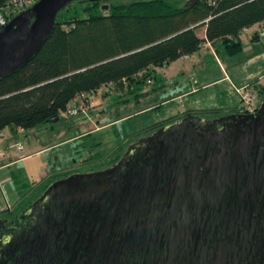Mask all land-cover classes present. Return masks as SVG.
I'll use <instances>...</instances> for the list:
<instances>
[{
  "label": "water",
  "instance_id": "water-1",
  "mask_svg": "<svg viewBox=\"0 0 264 264\" xmlns=\"http://www.w3.org/2000/svg\"><path fill=\"white\" fill-rule=\"evenodd\" d=\"M71 1L74 0H36L0 27V77L22 67L39 51L54 29L57 14ZM198 1L186 0L185 5ZM105 7L107 8V5ZM58 117L53 120H58ZM250 119L251 122L246 124L245 129L237 125L230 133L219 130L193 138L178 133L172 138V128L179 125L177 121H173L159 130H168L170 133L162 135L161 148L157 151L154 161L145 162L139 167L135 159L127 162L120 158L110 168L74 171L50 181L47 187L22 209L38 218L36 225L32 230H19L14 239L21 249L40 251L48 260V264H77L83 255L93 261L100 256L120 259L132 246L139 254L143 245L155 246L159 253L160 240L165 243L166 254L184 250V247L187 250L191 249L190 246L197 248L196 241L189 237L191 230L185 232L184 227L180 225L173 227L172 216L167 219L169 223H162L163 226L160 224V237H157V232H152V229H155L145 225L148 219H142V200H133L137 198L132 196L162 193V199L168 197L169 192L187 189L189 174L178 168L184 154L181 148H193L194 153L202 150L205 156L215 153L220 156L214 162V167L217 166L220 170L218 175L213 173L216 181H211L219 188L254 180L253 164L249 171H244L240 183L237 178L239 173L235 172L233 163L252 158V149H257V142L264 136V100ZM159 132L150 135L148 139L154 136L159 138ZM230 134L234 136L233 150L226 148L228 145L224 139ZM199 179L190 180L196 185L201 182ZM160 183L164 185L158 189ZM130 200L136 205L130 204L133 207H129L126 203ZM149 202L144 205L153 209L154 205H148ZM137 207L140 210H137ZM157 210L158 215L159 210L162 213L169 211L168 207H157ZM155 214L156 211L153 215ZM149 232L152 235H149ZM79 249L82 250L81 253L78 252ZM149 252L150 248L145 250L143 255Z\"/></svg>",
  "mask_w": 264,
  "mask_h": 264
},
{
  "label": "trees",
  "instance_id": "trees-1",
  "mask_svg": "<svg viewBox=\"0 0 264 264\" xmlns=\"http://www.w3.org/2000/svg\"><path fill=\"white\" fill-rule=\"evenodd\" d=\"M6 1L0 0V5ZM57 15L39 51L0 77V131L8 125L31 128L53 120L74 98L81 96L85 103L103 87L127 100L133 91L136 96L149 94L145 86L157 78V67L192 54L204 40L219 41L234 53L242 48V29L264 20V0H199L190 5L171 0H74ZM97 143L85 142L82 150ZM89 152L92 158L102 155ZM48 182L29 194L28 202Z\"/></svg>",
  "mask_w": 264,
  "mask_h": 264
},
{
  "label": "flooded vegetation",
  "instance_id": "flooded-vegetation-1",
  "mask_svg": "<svg viewBox=\"0 0 264 264\" xmlns=\"http://www.w3.org/2000/svg\"><path fill=\"white\" fill-rule=\"evenodd\" d=\"M259 94H262V101L260 104H253L251 111L239 109V106L206 108L213 109L210 111L215 115L205 119L202 110L206 109H185L183 112L177 113L178 115L172 121L156 128L148 136H141L138 140L130 142L125 149L122 148L123 150L117 148L119 154L113 161H109L102 153L98 158L90 161L88 168L83 170L72 168L69 170L70 172L65 173V171L57 178L74 171L83 172L110 168L120 158L127 162L135 159L139 167L145 162L154 161L157 151L161 148L162 135L170 133L168 130L167 132L162 130L159 132V130L162 126L173 123V121H177L179 125L172 128V138L176 136V133L189 135L191 138L219 130L223 133H230L237 128V125H241L245 129L246 124L251 122L252 113L258 111L264 100V91ZM158 132L159 138L154 136L152 139H148L150 135ZM224 139L228 145L226 148L229 147L230 150H233L234 136L226 135ZM257 144V149L253 148L251 151L252 158L233 163L235 172L239 173L237 174L239 182L240 177L245 174L244 171H249L253 164L254 173L252 176L255 179L250 182H240L241 184L236 183L232 186L219 188L211 181L213 179L216 181L214 176L218 175L220 170L219 167H214L215 160L220 156L217 153L205 156L202 150H197L194 153L193 148H181L180 150L184 154L178 168L184 169L189 174L187 189L169 192L170 195L168 194V197L162 199V193L132 196V198H137L133 200H142V219H148L145 225L150 226L151 229L154 228L155 230L152 229V232H157V237H160L159 232L162 228L160 224L163 226L162 223H169L167 219L172 216L171 225L173 227L180 225L184 227L183 231L185 232L191 230L189 237L196 241L197 248L190 246L191 249L187 250L184 247V250L166 254L165 243L160 240L159 253L155 250V246L143 245L139 254L132 246L125 251L126 253L120 259L100 256L96 261H93L83 255L82 260L77 264H264V136L260 137ZM204 151L207 153L206 149ZM195 178H200L201 182L194 185L190 179ZM54 179L56 178L52 180ZM163 185L164 183H160L158 189ZM133 200L126 204L129 207L130 204L136 205ZM147 201H150L148 205H154L153 209L144 205ZM28 204L16 209H5V212L0 211V264H48V260L40 254V251L21 249L17 240L14 239L19 230L23 228L32 230L36 225L38 218L22 210ZM157 207L160 209L168 207L169 211L162 213L159 210L160 215H158ZM136 209L140 210L139 207ZM154 211H156L155 215H153ZM4 213L7 214L4 215ZM168 226L170 225L168 224ZM149 233L152 235L151 232ZM176 246L178 245L176 244ZM149 248L150 252L143 255L144 251ZM81 251L79 249L78 252L81 253Z\"/></svg>",
  "mask_w": 264,
  "mask_h": 264
},
{
  "label": "rangeland",
  "instance_id": "rangeland-1",
  "mask_svg": "<svg viewBox=\"0 0 264 264\" xmlns=\"http://www.w3.org/2000/svg\"><path fill=\"white\" fill-rule=\"evenodd\" d=\"M171 1L183 3L186 0ZM257 30L258 25L255 24L250 31L245 32L242 37L244 48L237 53L228 52L224 44H219L218 51L204 46L194 54L196 57H193V61L191 58H181L159 66L157 78L148 81L145 86L149 94L136 96L137 92L133 91L127 100L116 90L103 87L89 94L76 113L62 111L58 120H49L31 128L17 130L15 124L4 127V134L0 136L4 138L0 144L2 162L8 161L10 157L15 158V165L11 167H24L35 180L40 179L48 169L52 171L54 168L66 167L57 175L72 168L83 170L88 168L90 161L98 158L88 157L90 150L101 151L105 158L113 161L119 154L117 148L123 150L130 142L148 136L187 107L216 108L221 107L220 104H227L223 107L228 108L247 104L242 98L240 86H246L264 74V41L256 42L260 46L253 48L249 45ZM198 32L202 33L201 29ZM258 35V39L261 37L264 40V27L260 28ZM216 78L219 80L212 83ZM255 86L256 97L252 103L260 104L262 94L259 93L264 91V84L256 83ZM194 88V92H189ZM103 91H108V94ZM82 100L81 96L76 97L69 105L81 104ZM210 110L213 109L202 110L203 118L215 115ZM83 131L87 134L81 136ZM13 132H16L15 136L6 145L4 140L8 139L5 138ZM90 141L98 143L94 148L83 151V144ZM21 159L24 161L17 162ZM1 179L0 175V203L5 205L0 207L1 212L16 209L28 202L29 195L16 206H8L10 199H4L3 191L9 192L11 184L7 181L2 183Z\"/></svg>",
  "mask_w": 264,
  "mask_h": 264
},
{
  "label": "crops",
  "instance_id": "crops-1",
  "mask_svg": "<svg viewBox=\"0 0 264 264\" xmlns=\"http://www.w3.org/2000/svg\"><path fill=\"white\" fill-rule=\"evenodd\" d=\"M254 25L255 24H252V25L242 29V31L240 33V41H242V37L245 34V32L250 31L251 27L254 26ZM201 32H202L201 36L202 37L205 36L204 29ZM250 33L251 32L247 33L246 35L249 36ZM258 38H259V35L256 32L253 35V37H252L253 42L251 44H249L252 48L255 47V46H260V45L256 44V42L260 43L261 41H264L261 37H260V39H258ZM219 44H222V43L217 41L214 44V43L209 42L208 40H204L202 46L200 47V49L192 52V54H190V55H182L181 58H183L184 60H186L187 58H191L192 61H193V57H196L194 54L199 52L202 47L210 46L213 49H215L214 51H218L219 50V47H218ZM243 48H244V46H243V41H242V48L238 49V51L242 50ZM238 51H236V53ZM181 58H179V59H181ZM197 61H198V63L201 62V60H197ZM164 65H166V64H164ZM158 69L159 68L157 67L156 73H157ZM225 77L229 78V76H227V75H225ZM216 80H219V78H216V79H214L211 82L213 83ZM242 83L240 82V84H242ZM251 83H252V85H256V83H263L264 84V74L261 77H256L255 79L251 80V82L248 83V84H251ZM235 84H236V86L238 85L237 83H235ZM194 90H195V88L190 90L189 92L192 93V92H194ZM225 105H227V104H220V106H225ZM229 107H231V106H229ZM234 107H236V106H234ZM186 109H192V108L187 107ZM195 109H206V108L195 107ZM195 109H193V110H195ZM15 126H16L17 130L22 128V127L17 126V125H15ZM1 131H3V130H1ZM83 132H85V131H83ZM15 133L16 132H13L12 134L9 135L8 138H5V139H8V140H4L6 145H7V142H9L13 138V136H15ZM3 134H4V131H3ZM0 136H2V135H0ZM2 139H4V138H2ZM2 139L0 138V144H1ZM43 148H45V147H43ZM84 149H85V151L87 150L86 147ZM14 160H16V159L15 158L13 159L12 157H10L8 159V161L5 160V162H2L1 167H0V175L2 177V179H1L2 183L4 181H7V182H10V184H11V186L9 188V192H7L6 190L3 189L4 190L3 191L4 199L5 198L10 199V201H9L10 203H7V204H10L9 206H14V205L16 206L17 204H19L18 202H20L25 197H27V195H29V194H31L33 192H36L38 190V188H40L41 185H43L46 181L51 179L52 176H55V175L61 173V170H63V168H65V167H60V168H57V169L54 168V170L49 172L48 175H46V176L43 175L40 179L35 180V178H33L30 175L29 171L27 169L25 170L24 167L17 166V167H15V169L12 168L11 166L15 165V162H16V161L14 162ZM22 161H24V159H21L20 161L17 160V162H20V163ZM8 171H10V174H8ZM57 177H60V176L57 175V176H55L53 178H57ZM8 193H11V194L8 196ZM4 206H5L4 204L0 203V207H4Z\"/></svg>",
  "mask_w": 264,
  "mask_h": 264
},
{
  "label": "built area",
  "instance_id": "built-area-1",
  "mask_svg": "<svg viewBox=\"0 0 264 264\" xmlns=\"http://www.w3.org/2000/svg\"><path fill=\"white\" fill-rule=\"evenodd\" d=\"M36 0H7L5 4L0 5V27L5 25L9 20L12 18L13 15L20 12V10L28 8L31 6L33 2ZM258 25V29L264 27V20H261L260 22L256 23ZM259 30H257V33H259ZM252 85V84H251ZM255 86V85H253ZM250 86L249 84L246 86H240V90L242 91V98L247 102V104H241L239 106V109L243 110H252V100L256 97L255 93V87ZM83 103L77 104V105H69L67 113H76L81 107ZM3 134V131H0V135ZM1 156V152H0ZM2 164V160L0 158V165ZM48 171V172H47ZM44 174L45 176L49 174V169ZM9 206V204H8Z\"/></svg>",
  "mask_w": 264,
  "mask_h": 264
}]
</instances>
